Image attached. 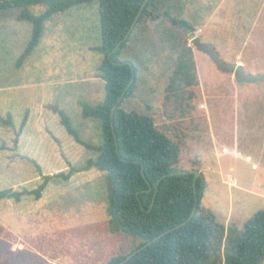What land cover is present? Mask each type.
<instances>
[{
    "label": "rangeland",
    "instance_id": "obj_1",
    "mask_svg": "<svg viewBox=\"0 0 264 264\" xmlns=\"http://www.w3.org/2000/svg\"><path fill=\"white\" fill-rule=\"evenodd\" d=\"M158 7L154 11L156 19L146 18L133 28L132 43L120 54V59L132 58L138 70L134 94L124 98L121 105L126 111L151 114L156 125L172 135L177 132L176 126L179 129V121L169 116L192 114L198 103H192L191 107L187 105L180 113L174 110L180 102L188 100L187 95L191 100L199 97L197 92L201 86L194 79L193 67L180 63V59L185 58L186 48L193 46L191 43L188 45V37L193 30L175 27L161 14L167 11L169 15L185 19L190 15L199 17L201 10L202 15L215 12L216 18L224 25V35H234L238 42L246 38L250 49L262 51L253 60L264 65V0H162ZM45 9L44 5L29 8L33 14ZM78 9L95 13L88 19L81 18V14L69 16L70 12ZM19 11L17 8L0 10V189H34L45 176L53 177L42 191L41 202H35L33 196L19 203L13 199L0 200V264H105L113 256L129 252L138 240L123 233L109 232L105 211L106 172L96 167L88 168L86 163L99 155L102 142L99 119L84 117L80 105L81 102L101 103L105 96L102 80L96 77L102 54L94 48L85 49L87 45L100 44L97 2L83 3L48 18L44 22L40 42L18 65L17 58L30 38V35L25 37L22 46L20 40L27 29L21 32L22 35L18 33L19 42L14 41L16 32L11 18H16ZM23 24L28 26L30 23L24 21ZM169 33L172 38L168 41ZM156 53L163 59L156 57ZM185 60L189 62L187 57ZM221 67V74L203 79L204 84L222 85V95H228L222 99L223 106L215 96L205 100L212 108L211 133H215V147L219 151L220 140L232 141L238 131L237 120L233 121L231 112L233 107L230 106L233 94L227 87L233 82V74L225 70L226 67ZM240 83L241 94H248L249 87L242 84L245 81ZM254 83L250 94L255 98L243 97L255 100V108L251 106L250 109H255L256 124L246 123L248 131L245 132H250L247 134L251 136L248 138L241 133L244 130L241 120L239 148H235L238 155L224 153L219 172L216 166L201 171L206 180L201 204L216 222L223 225V245L227 230H242L243 223L253 213L264 210V195H261L264 192V79ZM166 86L169 89L166 90ZM31 105L36 113L42 110L46 115L50 110V114L56 113L55 117L47 118L42 124L32 122L27 127L21 121ZM240 108L242 114L249 109L243 104ZM59 111L69 117L80 138L92 148L80 145L67 133L61 124ZM18 112H21V117L17 116ZM13 118L20 121L14 124ZM24 130L30 131V138L24 150L19 151L16 143ZM227 147L232 152L233 147ZM247 154L250 159H246ZM59 172L63 175L56 177ZM225 176L226 181L229 176L233 177L237 186H229L228 181L225 183ZM34 204L38 209L26 214V217H31L29 226L20 227L21 235L30 240L34 251L30 255H25V252L23 255L11 254L7 241L14 240L15 236L7 228L16 223L13 218H17L25 206L31 211ZM223 245L218 248L214 244L210 264H221Z\"/></svg>",
    "mask_w": 264,
    "mask_h": 264
},
{
    "label": "trees",
    "instance_id": "obj_2",
    "mask_svg": "<svg viewBox=\"0 0 264 264\" xmlns=\"http://www.w3.org/2000/svg\"><path fill=\"white\" fill-rule=\"evenodd\" d=\"M92 1H96L98 5L100 44L94 49L102 54L97 71L103 80L105 96L101 103L95 105L80 103L84 117L99 119L102 134L99 155L95 159H88L86 163L88 168L96 167L106 172L105 211L109 232L123 233L138 240L132 244L129 252L113 256L105 264H118L127 254L154 236L185 220L192 211L195 195L197 206L191 220L137 252L124 264H210L214 244L218 248L223 245L224 227L201 204L205 188L203 173L200 172L195 186L193 173L170 174L198 170V163L203 156L191 155V145H186V137L175 139L157 126L151 116L126 111L122 107L123 99L134 94L137 80L135 64L130 60L120 59V54L132 38V32L110 55L113 61L124 63L114 64L108 58L112 49L127 33L143 0H0V10L17 8L20 11L16 18L31 24L30 38L18 56L17 64H21L38 45L44 22L48 18ZM161 2L162 0H148L134 28L146 18L156 19L154 11ZM34 5H44L46 9L33 14L29 8ZM161 15L173 25L192 30L182 18L169 15L167 11ZM180 63L185 67L189 66L184 58L180 59ZM132 72L135 74L134 81L111 116V110L130 81ZM59 116L65 130L77 143L92 148L80 138L79 132L65 113L59 111ZM197 151L201 152L199 147ZM195 154L199 155L197 152ZM164 174L169 175L160 179ZM62 175L59 172L55 176ZM51 177L53 176H45L43 182L34 189H0V200L13 199L17 202L23 196H33L37 200ZM67 177L68 175L65 176ZM149 185L151 190L148 191ZM263 261L264 210H258L243 223L242 230H227L221 264H263Z\"/></svg>",
    "mask_w": 264,
    "mask_h": 264
},
{
    "label": "crops",
    "instance_id": "obj_3",
    "mask_svg": "<svg viewBox=\"0 0 264 264\" xmlns=\"http://www.w3.org/2000/svg\"><path fill=\"white\" fill-rule=\"evenodd\" d=\"M78 6V5H77ZM74 7V6H73ZM72 8V7H71ZM203 10L200 11L199 17L198 16H194V15H190L189 17H186L184 19L185 22L188 23V25H190L192 27L190 35H189V39L188 41H192V38L197 37L199 38L201 45L204 46V48L206 49V51H202L199 50L194 44L192 47H188L186 48V54H184L185 58L187 57V60H189V62H186V64L188 63V65L190 67H193L194 69V79L197 82V85L200 84L201 89L198 90L197 94L199 95V97H197L194 100L189 99L188 95L187 98L188 100H183L182 103L180 102V104H178V108H176L174 111L177 113H180V110L182 108H187V105H189L190 107L192 106V103H198V105L196 106V108H194L193 113H187L186 117H183L184 114L180 115L179 114L177 116H169L171 118L176 117V122L179 121V129L176 128V131H174V136H172L173 138H183L186 137V145H191V147H189V152L191 153V155H195V156H203L201 157L199 163H198V170L201 172L202 169L204 168L205 170H210L211 167L213 168V166L217 167V171L219 172L221 170L220 164L222 161V158H224V153L226 154H232L233 156L238 155V152L235 151V148H239V135H238V131H240V127H241V120L244 122V130L241 131V133H244L245 137H250V132H247L245 134L246 131H248V128L246 127V123H251L253 125L256 124V112L255 109L251 110V106L253 108H255L254 106V102L255 100H251L248 98H243V97H250V98H255L254 96H251L250 92L254 89L253 84L254 82H245L242 84H245L246 87H249V89L247 88V93L246 95H242L240 92V82H237L234 78V69L236 66H241L242 70L244 71L245 74H264V65L260 64L258 65V63L256 61H254V58L258 57V54L262 53V51L258 52L256 49L254 48H249V42L245 41V39H243L242 42H238V40L236 39V37L234 35V38H232L230 35H224V30L223 27L224 25L222 24V21L219 18H216L217 14L214 12L213 15H207V13L204 11V13L202 15ZM95 13V11L93 10H83V9H78V10H73L72 12H70L69 16L75 17V16H79V14H81V18L83 19H88L90 18L91 14ZM188 15V14H186ZM12 19V27L14 28L15 32H16V37L14 39V41L16 42L18 40V33H21L23 30H27L26 35L24 36V38L20 40V42L22 43V46L24 45L25 42V37H28L31 34V25L29 24L27 26V24H23L25 20H18L14 17L11 18ZM183 19V18H182ZM215 20H218L215 22ZM28 22V21H27ZM167 23H171L172 22L166 21ZM173 25V24H172ZM173 26H177L180 27L178 25H173ZM262 26L264 27V22L262 23ZM195 28V29H193ZM187 31V32H189ZM264 33V32H263ZM22 35V33H21ZM168 38H172V35H168V37L166 38L167 40H169ZM264 41V40H262ZM19 42V41H17ZM132 41H129L127 43L128 47L129 45H131ZM27 44V43H26ZM98 45L95 46H89L87 45L85 47V49L87 51L91 50L92 48H95ZM248 47V49H247ZM125 49V48H124ZM123 49V50H124ZM247 54H244V52ZM33 52V51H32ZM243 52V53H242ZM144 54H146L147 52L143 51ZM250 53V54H249ZM182 54V53H181ZM176 55L175 59L176 61L179 60L180 55ZM244 54V55H243ZM244 56H248L247 58H245ZM156 57H158L159 59H163L161 56H159L156 53ZM123 60H130L132 61L133 59L130 57H127ZM186 61V60H185ZM134 63V61H132ZM221 66H223L224 68L226 67L225 70H227L230 74H233V82H230L227 87L231 89L233 96L232 98V103L230 104V106L233 107L232 109V114H233V121L237 120V135H235L232 138V141H224L225 139H223V141L220 140V144H221V149L220 151L216 149V137H215V133H211L212 130V108L210 107V105H207L205 100H209L210 98L214 97L216 99L219 100V105L223 106V97L228 96V95H222L221 91H223V86L220 84H214V83H207L204 84L205 80L209 79L210 75L216 74L219 75L221 74L219 69L222 68ZM203 68V69H202ZM218 69V70H217ZM138 72V70H137ZM174 72V71H173ZM96 77H99V75L97 74ZM100 78V77H99ZM101 79V78H100ZM102 80V79H101ZM102 84H103V80H102ZM255 84V83H254ZM12 87H9V90H11ZM166 90L169 89V86L165 88ZM180 89V88H179ZM252 89V90H251ZM145 94V93H144ZM231 96V95H229ZM146 99L148 98L147 95L145 94L144 96ZM263 97V96H262ZM243 98V99H242ZM184 104V105H183ZM193 104V105H194ZM243 105H248L249 109L244 111L242 114L241 108L240 106ZM182 105V106H181ZM176 105H174L175 107ZM203 110H206L205 112H203ZM3 111V110H2ZM50 110H48V112L45 115V111L39 110V113H36L34 111V109L32 108V105L30 106V109L25 113V117L24 120L21 122L26 123V126L28 127V125L30 123H35V124H39V123H43L44 121H46L47 118L50 117H55L53 113L50 114L51 112H49ZM19 114H17V116L21 117V112H18ZM190 114V116H189ZM194 115V116H193ZM148 116H151L154 120V117L150 114ZM190 119L189 121H187V119ZM12 122L14 124H16V122H19L20 119L18 118L16 119H11ZM195 120V122H194ZM155 122V121H154ZM218 122V121H216ZM196 123L193 127V124ZM184 131V132H182ZM44 134H41V137H43ZM30 138V131L24 130L22 132V134L19 136V140L16 143L17 148L19 149V151H21L22 149L24 150V148L26 147V141L27 139ZM232 146V152H230V150L228 149L227 146ZM198 147L200 148V151L198 153L197 149ZM223 149V150H222ZM197 152L196 155L195 153ZM235 152V153H234ZM204 155H202V154ZM251 156L249 154L246 155V159H250ZM37 164V163H36ZM38 165V164H37ZM254 163L252 164V167L254 168ZM39 166V165H38ZM40 168V166H39ZM230 169L232 168L231 166L229 167ZM41 169V168H40ZM228 177V176H227ZM231 177V176H230ZM233 179V177H231ZM228 179V178H227ZM205 180V179H204ZM234 180V179H233ZM228 181V180H227ZM226 181V176H225V183H227ZM228 185L229 186H234L236 187V182L234 180V183L231 184L228 181ZM205 187H206V180H205ZM28 189V188H27ZM264 195V192L261 194ZM28 196H23L21 197V199L19 201H17V203L26 200ZM42 199V195L40 196L39 199L34 200L35 202H41ZM202 201V199H201ZM34 202V203H35ZM28 206H25L22 211H20L21 213H18L19 216H17V218H13L14 221L16 222L13 226L9 225V228H7V230L11 233L14 234L15 239L11 240V241H7V249L9 247V252L11 254H20L23 255L22 252L28 253L30 255V252L32 253V251H34L32 244L30 243V240L27 241V237L26 236H22L21 235V229L20 227L29 226L28 223V219H31L30 216L26 217V214H31L33 210H37V206L36 204L32 205L31 211L28 210ZM22 222H24V224H22ZM33 225V224H32ZM27 259V258H24ZM29 262L31 261V258L28 257ZM15 261V260H14ZM20 262V261H19ZM27 262V260L25 261Z\"/></svg>",
    "mask_w": 264,
    "mask_h": 264
},
{
    "label": "water",
    "instance_id": "obj_4",
    "mask_svg": "<svg viewBox=\"0 0 264 264\" xmlns=\"http://www.w3.org/2000/svg\"><path fill=\"white\" fill-rule=\"evenodd\" d=\"M147 1H148V0H143V2H142V4H141V6H140L138 12H137L136 15H135L134 21H133L132 24L130 25V27H129L127 33L125 34V36L123 37V39H122L120 42H118V43L116 44V46L112 49L111 53L108 55V58H109V60H110L112 63H114V64L124 63V62H122V61H121V62L113 61V60L110 58V55H111L112 53H114V52L118 49L119 45H120L123 41H125V40L128 38V36H129L130 33L132 32V30H133V28H134V26H135V24H136V22H137V20H138V18H139V15H140L142 9H143L144 6L146 5ZM191 43L194 44L199 50L206 51V49L204 48V46L201 45V42H200L199 38H197V37L192 38ZM132 71H133V69H132ZM134 76H135V74H134V72H132V76H131L130 81L127 83L125 89L121 92V94H120V96H119V98H118V101L114 104V106H113V108H112V110H111V116H112V114H113L114 109L117 107L118 102L121 101V99L124 97V94H125L126 90H127V89L130 87V85L133 83V81H134ZM234 78H235V80H236L237 82H244V81H245V82H255V81H257V80H262V79H264V74H245L244 71L242 70V67H241V66H236L235 69H234ZM111 128H112V131H113V130H114V128H113V124L111 125ZM123 160H125V159L123 158ZM141 171H142V173H143V170H141ZM188 173H193V175H194V176H193V185L195 186V181H196V179L200 176V172H199L198 170L179 171V172H172V173H170V174H188ZM166 175H169V174H164V175H162L160 179H162V178L165 177ZM160 179H159V180H160ZM159 180H158V181H159ZM149 190H151V186H150V185H149V187H148V191H149ZM194 192H195V194H196V189H195V187H194ZM152 202H153V200H152ZM196 206H197V204H196V195H195V202H194V205H193L192 211L190 212V214L188 215V217H187L185 220H183L182 222H180V223H178L177 225L173 226L172 228H169V229H167V230H165V231L159 233L158 235L154 236L151 240H149L148 242L144 243L142 246L138 247L137 249H135V250H133L132 252H130L129 254H127V255L124 257V259L121 260L118 264H124V263L127 262L129 259H131V258H132L137 252H139V251H141L142 249L146 248V247L149 246L151 243L156 242L157 240H159V239H160L162 236H164L165 234H167V233H169V232H171V231H173V230H175V229H178L179 227L185 225V224H186L189 220H191V218L193 217V215H194V213H195V211H196Z\"/></svg>",
    "mask_w": 264,
    "mask_h": 264
},
{
    "label": "built area",
    "instance_id": "obj_5",
    "mask_svg": "<svg viewBox=\"0 0 264 264\" xmlns=\"http://www.w3.org/2000/svg\"><path fill=\"white\" fill-rule=\"evenodd\" d=\"M190 43H191V42L189 41V43H188L189 46H191V44H192V43H191V44H190ZM228 181H229L231 184L234 183V180H233L230 176L228 177Z\"/></svg>",
    "mask_w": 264,
    "mask_h": 264
}]
</instances>
